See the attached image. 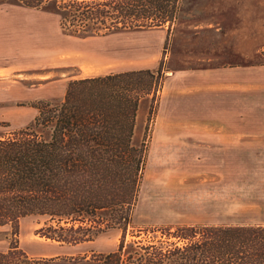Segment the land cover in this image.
<instances>
[{
	"label": "rangeland",
	"instance_id": "rangeland-1",
	"mask_svg": "<svg viewBox=\"0 0 264 264\" xmlns=\"http://www.w3.org/2000/svg\"><path fill=\"white\" fill-rule=\"evenodd\" d=\"M193 3L174 23L78 37L43 7L0 3V136L30 124L39 101L58 102L81 76L160 70L136 114L133 143L145 148L138 198L125 231L60 243L18 223V246L50 264H105L124 239L146 246L202 223H264V0ZM189 15V16H186ZM0 227V251L12 241ZM169 238L168 240H172ZM174 240V239H173Z\"/></svg>",
	"mask_w": 264,
	"mask_h": 264
},
{
	"label": "trees",
	"instance_id": "trees-1",
	"mask_svg": "<svg viewBox=\"0 0 264 264\" xmlns=\"http://www.w3.org/2000/svg\"><path fill=\"white\" fill-rule=\"evenodd\" d=\"M43 7L78 37L172 24L183 0H0ZM189 16V15H186ZM185 17V16H184ZM160 70H126L72 79L61 101H39L33 121L0 136V227L13 239L0 264H50L18 246V223L44 219L41 235L60 243L91 240L107 228L125 233L138 198L145 148L133 143L141 101L160 86ZM146 246L124 239L105 264H264V223H202L167 231ZM172 240H168L169 238Z\"/></svg>",
	"mask_w": 264,
	"mask_h": 264
},
{
	"label": "crops",
	"instance_id": "crops-1",
	"mask_svg": "<svg viewBox=\"0 0 264 264\" xmlns=\"http://www.w3.org/2000/svg\"><path fill=\"white\" fill-rule=\"evenodd\" d=\"M1 27H2V20L0 19V30H1ZM1 44H2V39L0 38V49H1ZM0 68H2V66H0ZM89 76H81L79 78H84V77H89Z\"/></svg>",
	"mask_w": 264,
	"mask_h": 264
}]
</instances>
